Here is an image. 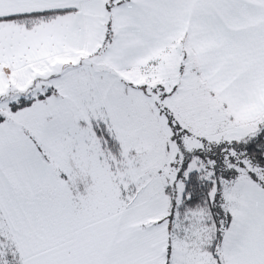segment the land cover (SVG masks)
Listing matches in <instances>:
<instances>
[{"label": "snow or ice", "instance_id": "snow-or-ice-1", "mask_svg": "<svg viewBox=\"0 0 264 264\" xmlns=\"http://www.w3.org/2000/svg\"><path fill=\"white\" fill-rule=\"evenodd\" d=\"M0 264H264V0H0Z\"/></svg>", "mask_w": 264, "mask_h": 264}]
</instances>
